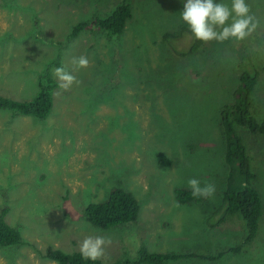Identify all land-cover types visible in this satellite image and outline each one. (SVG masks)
Masks as SVG:
<instances>
[{
  "label": "rangeland",
  "instance_id": "rangeland-1",
  "mask_svg": "<svg viewBox=\"0 0 264 264\" xmlns=\"http://www.w3.org/2000/svg\"><path fill=\"white\" fill-rule=\"evenodd\" d=\"M123 1L0 0V97L32 100L46 71L58 84L45 120L0 110V211L9 207L6 223L25 242L0 246V264H56L45 258L48 248L72 254L86 236L111 241L103 249L104 264L135 261L141 247L193 255L164 264H264L262 135L236 128L250 162L251 186L262 200L253 243L228 253L244 234L237 216L206 227L229 172L219 109L238 97L240 55H258L252 102L257 118H264V0H246L260 21L250 37L203 42L188 56L178 52L189 48L192 35L177 37L187 27L180 16L187 0H127L132 18L124 36L109 39L86 29L68 39L76 24L106 17ZM81 55L88 67L72 71L77 83L60 88L54 61L71 71V60ZM159 153L169 166L157 161ZM192 178L201 187L214 185L215 193L182 205L174 190L190 189ZM115 187L140 203L136 221L91 226L86 205L103 201Z\"/></svg>",
  "mask_w": 264,
  "mask_h": 264
},
{
  "label": "trees",
  "instance_id": "trees-1",
  "mask_svg": "<svg viewBox=\"0 0 264 264\" xmlns=\"http://www.w3.org/2000/svg\"><path fill=\"white\" fill-rule=\"evenodd\" d=\"M106 14V17H104V14L101 17L94 16L89 21L76 24L68 39H76L86 29L106 34L109 39L124 36L126 31L124 30L125 24L132 18L128 1L119 3L113 11H108ZM184 33L192 35L188 27H181L177 37L183 36ZM168 38V35L164 36L168 45L174 49ZM192 38L193 41H191L189 48L178 52L180 55H192L201 48L203 42L195 40L193 36ZM257 57L258 55L252 57L250 53L247 57L240 55V65L243 71L240 74L239 85L236 90V96L238 95V97L235 98L232 104H222L219 109L226 144L224 157L229 167V172L226 181L223 183L220 204L213 214L206 219V227L215 229L235 216L242 221L244 228L242 241L239 245L231 247L228 253H240L253 243L258 234L259 220L262 216V200L258 191L251 186L253 175L245 152V146L241 138L236 134V128L241 127L253 135L258 134L264 137V118L261 120L257 118V109L255 103L252 102L260 70H257L260 65ZM59 61H54L53 67H60ZM263 69L264 66H262L261 70ZM57 85L51 73L46 71L39 77L38 92L32 100L22 102L0 97V110H9L14 114V117H34L39 120H45L52 110V96ZM190 148L192 146L190 144L187 145V149ZM156 158L160 164L170 165V161L165 155L159 153ZM174 192L177 201L182 205L203 201V197H194L191 189L178 188ZM8 211V206H5L0 211V246L3 248L22 246L25 242L20 232L6 223L5 218ZM139 212L140 203L136 197L122 187H115L103 201L86 205L84 218L93 227L109 229L135 222ZM44 256L56 264H104L100 259L96 261L82 259L80 251L68 254L59 249L48 248ZM189 257H193V255L155 254L148 252L145 247H141L138 250V257L135 261L124 260L112 264H164ZM218 257H220L219 254Z\"/></svg>",
  "mask_w": 264,
  "mask_h": 264
},
{
  "label": "clouds",
  "instance_id": "clouds-1",
  "mask_svg": "<svg viewBox=\"0 0 264 264\" xmlns=\"http://www.w3.org/2000/svg\"><path fill=\"white\" fill-rule=\"evenodd\" d=\"M182 22L188 27L195 40L208 43H223L229 40L237 42L250 37L260 26V21L251 13V8L246 0H187L180 14ZM73 69L70 71L65 66L54 69V76L59 81V87L69 89L77 83L72 71H79L89 65L86 56L73 57ZM188 186L194 197L209 198L215 193V186L205 184L201 187L200 180L192 178ZM106 241L100 236H86L79 245L82 259L96 261L104 255L103 249Z\"/></svg>",
  "mask_w": 264,
  "mask_h": 264
}]
</instances>
